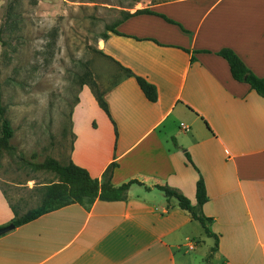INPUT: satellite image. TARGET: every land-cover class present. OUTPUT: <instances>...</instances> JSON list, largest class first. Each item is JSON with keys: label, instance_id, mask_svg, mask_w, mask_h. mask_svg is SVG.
I'll use <instances>...</instances> for the list:
<instances>
[{"label": "crops", "instance_id": "1", "mask_svg": "<svg viewBox=\"0 0 264 264\" xmlns=\"http://www.w3.org/2000/svg\"><path fill=\"white\" fill-rule=\"evenodd\" d=\"M209 3H155L145 9L156 15L122 20L99 41L106 59L156 87V103L129 78L104 95L114 131L83 121L79 107L72 114L67 164L100 182L117 164L112 186L136 180L151 191L133 185L124 201L74 204L15 228L0 236V264H208L215 238L155 189L196 205L200 176L209 198L202 210L219 240L210 264H264V98L218 56L230 49L264 78V0ZM16 214L26 213L0 182V228Z\"/></svg>", "mask_w": 264, "mask_h": 264}, {"label": "rangeland", "instance_id": "2", "mask_svg": "<svg viewBox=\"0 0 264 264\" xmlns=\"http://www.w3.org/2000/svg\"><path fill=\"white\" fill-rule=\"evenodd\" d=\"M162 1L0 0V95L14 132L0 159V182L20 216L41 204L42 184L57 180L34 165L69 162L76 107L100 132L115 130L84 86L88 74L102 91L121 77L98 43L126 14Z\"/></svg>", "mask_w": 264, "mask_h": 264}, {"label": "trees", "instance_id": "3", "mask_svg": "<svg viewBox=\"0 0 264 264\" xmlns=\"http://www.w3.org/2000/svg\"><path fill=\"white\" fill-rule=\"evenodd\" d=\"M143 14L156 15L148 9H143L137 10L134 14H126L124 19L122 20H126L132 16ZM161 17L169 23L176 24L172 20H169L162 15ZM122 20L115 26L120 24ZM109 31L117 33L114 27ZM106 38L107 36L105 37V39ZM100 54L104 56L103 53L100 52ZM218 56L222 57L228 62L232 77L236 82L246 83L250 85L252 90H254L260 97L264 98V78H258L257 76H255L245 66L240 58L230 49L226 48L221 50L218 53ZM193 61L194 59H192V62ZM117 67L119 69L121 77L119 81L112 87L118 85L125 79L134 78L141 91L145 95L146 99L151 103L157 102L158 92L154 85L150 84L145 78L137 76L130 69L124 68L119 64H117ZM86 81L87 83L85 82L84 86L90 87L99 106L107 115V117L113 122L108 104L104 99L106 91H102L99 88L98 84L94 79L91 78L90 74L87 75ZM113 124L115 126L114 122ZM13 135L14 132L9 119L5 115L0 95V159L3 157V153L5 151L11 149L10 140L13 138ZM186 157L188 161L192 163L190 155L186 154ZM117 167V164H112L107 169L103 176V180L100 182L98 179L92 178L87 170L75 165L72 162L67 165H63L53 158H48L41 164H35L34 170L53 173L57 178V182H53L44 186L41 204L37 208L28 211L22 217H18L16 214V219L12 222V224L15 225V228H18L38 219L45 214L74 204H78L89 209L92 205H94L96 201H124L126 200L128 192L133 185H138L140 187H143L147 191H151V188L136 180L130 181L120 187L112 186V176L114 174V170ZM155 189L159 191L167 201H171L172 199L177 200L179 207L182 210L188 212L195 221H198L201 224L207 236L210 238H215V247L212 249V254L209 256L207 261L208 264H210L213 253H215L218 249L219 240L218 237L212 234L209 229V225L212 222V219L206 217L202 210L209 201L206 184L203 177L200 176L196 184V205H193L190 199L173 188L167 186H156Z\"/></svg>", "mask_w": 264, "mask_h": 264}, {"label": "water", "instance_id": "4", "mask_svg": "<svg viewBox=\"0 0 264 264\" xmlns=\"http://www.w3.org/2000/svg\"><path fill=\"white\" fill-rule=\"evenodd\" d=\"M15 229V225L14 224H10L4 228H0V236L5 235L11 231H13Z\"/></svg>", "mask_w": 264, "mask_h": 264}, {"label": "built area", "instance_id": "5", "mask_svg": "<svg viewBox=\"0 0 264 264\" xmlns=\"http://www.w3.org/2000/svg\"><path fill=\"white\" fill-rule=\"evenodd\" d=\"M192 248V247H191Z\"/></svg>", "mask_w": 264, "mask_h": 264}]
</instances>
